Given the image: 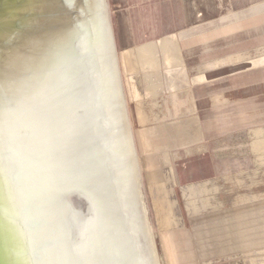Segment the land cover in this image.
Here are the masks:
<instances>
[{"label": "water", "instance_id": "95a60500", "mask_svg": "<svg viewBox=\"0 0 264 264\" xmlns=\"http://www.w3.org/2000/svg\"><path fill=\"white\" fill-rule=\"evenodd\" d=\"M107 0H0V264H159Z\"/></svg>", "mask_w": 264, "mask_h": 264}, {"label": "rangeland", "instance_id": "374dc122", "mask_svg": "<svg viewBox=\"0 0 264 264\" xmlns=\"http://www.w3.org/2000/svg\"><path fill=\"white\" fill-rule=\"evenodd\" d=\"M107 3L159 264H264V200L251 203L264 197V144L253 148L259 120L245 127L218 121L201 131L196 114L185 109L193 103H185L179 67L157 69L158 75L152 69L124 72L123 52L183 30L179 36L193 61L233 59L227 67L218 63L215 89L221 106L264 103V84L258 85L261 76L255 71L229 74L264 53V1L257 16L251 13L252 0ZM208 92L202 89L200 95ZM188 118L198 126L197 139L178 145L174 129ZM202 132L212 141L204 143ZM163 150L170 154L167 165L142 167L141 158L149 162Z\"/></svg>", "mask_w": 264, "mask_h": 264}, {"label": "crops", "instance_id": "0c3cea01", "mask_svg": "<svg viewBox=\"0 0 264 264\" xmlns=\"http://www.w3.org/2000/svg\"><path fill=\"white\" fill-rule=\"evenodd\" d=\"M262 1L264 0H252L250 9L253 16H257V14L262 12ZM182 31L183 30H178L175 33L165 34L155 40L147 41V43H143L132 50H124V72H128L132 68L141 71L152 69L154 73L158 75L159 70L157 69H162L167 66H178L179 69H176V75H179L182 81L180 84L184 90L185 97L189 99L185 100V103L188 105L193 103L194 106L185 109L191 114H196V121L201 131L206 128L207 125L210 126L211 124L214 126V122L218 123V121H228V126L231 121L234 124L245 127L254 122L252 119H257L262 129L258 128L257 131L253 132V135L256 137L255 141H259L253 144V148L258 151L264 144V134L262 133V130H264V103L228 106H226V103L225 106H221L220 104L222 103H219L221 96L217 89H215V84L221 76L217 73L218 63L225 64L227 67L229 62L233 65V62H231L233 59L227 58L226 60L218 61L216 58H212L207 62H201L198 58L193 61L190 59L191 57H189L188 48L185 47V40L183 42L182 36H179ZM246 63L250 66L235 71L231 69V72H229L230 76H232L234 72L243 73L249 70L255 71L258 76H261L258 85L264 84V53L257 54L255 58L248 60ZM202 89L210 92L205 95H200ZM203 100L205 103L204 106L200 104L203 103ZM197 128L198 126H195L193 119H182L181 124L174 129L177 144L180 145L183 140L193 141L197 139L195 138L198 132ZM202 137L204 143L208 142V140L212 141L204 132H202ZM141 161L142 167L151 162H156L159 165H167L170 161V154H168L167 150H163L156 156H152L149 162L145 160V158H141ZM151 178L152 177H148L149 180H151ZM155 181L161 182L160 174H155ZM262 200H264V197L251 203L256 205Z\"/></svg>", "mask_w": 264, "mask_h": 264}]
</instances>
